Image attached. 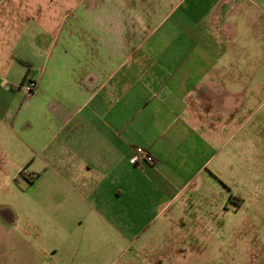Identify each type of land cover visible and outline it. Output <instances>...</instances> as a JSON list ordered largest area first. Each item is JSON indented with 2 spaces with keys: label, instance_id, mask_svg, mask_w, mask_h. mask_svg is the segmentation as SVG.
<instances>
[{
  "label": "crops",
  "instance_id": "crops-1",
  "mask_svg": "<svg viewBox=\"0 0 264 264\" xmlns=\"http://www.w3.org/2000/svg\"><path fill=\"white\" fill-rule=\"evenodd\" d=\"M263 25L264 0H0V132L30 186L45 185L21 216L20 246L41 240L36 210L59 233L52 259L86 229L133 244L118 220L134 231L137 196L157 202L143 227L174 235L185 259L195 235L238 219ZM137 146L153 164L130 163Z\"/></svg>",
  "mask_w": 264,
  "mask_h": 264
},
{
  "label": "rangeland",
  "instance_id": "rangeland-1",
  "mask_svg": "<svg viewBox=\"0 0 264 264\" xmlns=\"http://www.w3.org/2000/svg\"><path fill=\"white\" fill-rule=\"evenodd\" d=\"M260 35L264 37V25ZM262 48L264 49V41ZM261 62L264 65V53ZM255 80L264 83V69L255 74H247L248 82H256ZM250 90H254V87ZM256 90L257 101L248 106L245 124L247 177L245 185L241 187L244 201L241 204L240 217L236 219L228 215L220 218L219 221L224 220L225 223L220 233L195 235L198 240L195 254L186 259L185 255L191 250L174 242L171 238L174 235L155 231L153 227H143L156 212L157 202L143 201L139 196L133 199L132 208L139 205L140 214L132 218L128 216L134 231H126L125 215L122 218L119 216L118 220L121 235L128 237L132 233L136 234L133 244L119 237L118 243L115 245L113 242L112 245L108 243L110 235L103 227L97 229L95 234L86 229L81 232L82 240L77 241L79 245L76 249L62 247L57 250L53 260L49 247L53 242L50 237L57 241L59 235L54 230L56 224L50 221L46 223L44 216L36 210L32 219L40 228L41 240L36 239L33 248L21 247L17 241L20 220L23 221L21 216L40 208L30 201L34 198L33 194L43 193L45 185L39 181L38 184L30 186L27 179L19 176L27 164L19 159V154L9 141L8 132H0V264H70L74 252L78 259L72 264H264V85ZM5 138L9 140L6 142ZM116 204L121 210L126 204L130 208L131 202L124 198ZM146 205L144 213L143 208ZM27 225L29 230V220ZM85 225L87 227V222ZM207 236L212 238L207 239ZM27 237L31 236L27 234Z\"/></svg>",
  "mask_w": 264,
  "mask_h": 264
},
{
  "label": "built area",
  "instance_id": "built-area-1",
  "mask_svg": "<svg viewBox=\"0 0 264 264\" xmlns=\"http://www.w3.org/2000/svg\"><path fill=\"white\" fill-rule=\"evenodd\" d=\"M34 88V82L32 81H28L25 83V90L27 92H31ZM130 163L132 164H136L139 161H146L150 164H153L154 162V157L152 155H150L146 150H144L143 148L137 146L134 148L133 154L130 156ZM19 176L24 177L28 180H30L33 175L30 174V172L23 167V169L20 171Z\"/></svg>",
  "mask_w": 264,
  "mask_h": 264
},
{
  "label": "trees",
  "instance_id": "trees-1",
  "mask_svg": "<svg viewBox=\"0 0 264 264\" xmlns=\"http://www.w3.org/2000/svg\"><path fill=\"white\" fill-rule=\"evenodd\" d=\"M21 63L24 64V65H26V66L28 65L25 61H21Z\"/></svg>",
  "mask_w": 264,
  "mask_h": 264
}]
</instances>
